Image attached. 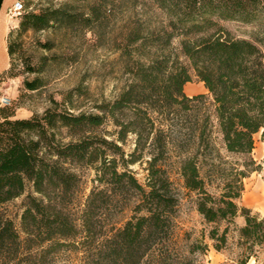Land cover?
Instances as JSON below:
<instances>
[{"label":"trees","instance_id":"16d2710c","mask_svg":"<svg viewBox=\"0 0 264 264\" xmlns=\"http://www.w3.org/2000/svg\"><path fill=\"white\" fill-rule=\"evenodd\" d=\"M114 1L64 0L36 11L23 5L7 35L10 65L0 82L11 71L20 34L61 28L88 30L94 47L106 44L118 52L128 79L115 98L94 100L87 112L72 100L80 90L60 102L51 98L41 114L25 119L0 107V206L31 189L20 215L23 238L0 213V264H36L62 249L82 253L80 264H193L196 254L226 250L231 231L236 264L257 260L264 214L238 200L243 179L264 165V51L257 41L232 37L219 21L251 24L264 16V0H152L166 18H128L113 36L121 21L112 18ZM190 71L207 94L185 95ZM26 72L44 70L27 66ZM23 86L37 91L43 82L33 78ZM213 121L224 154L215 147ZM256 134L261 163L251 156ZM136 164L144 165L143 183L130 169ZM172 165L209 226V244L200 234L186 246L189 235L175 232L179 197L169 176ZM82 168L94 172L93 185L75 216L70 209ZM125 210L129 217L103 224ZM238 217L243 222L232 230Z\"/></svg>","mask_w":264,"mask_h":264},{"label":"rangeland","instance_id":"374dc122","mask_svg":"<svg viewBox=\"0 0 264 264\" xmlns=\"http://www.w3.org/2000/svg\"><path fill=\"white\" fill-rule=\"evenodd\" d=\"M25 11H36L47 5L57 6L64 0H21ZM114 17L121 21L112 29L113 36L119 32L117 27L128 18H166L153 3L152 0H115ZM23 14V13H22ZM21 14V15H22ZM20 16L11 20V29L17 27ZM154 21V19H152ZM219 24L227 30L230 35L237 39L257 41V45L264 51V16L251 24H243L237 21H219ZM16 53L12 56V68L9 74L3 77L0 82V98L7 99V108L14 111L16 118H28L33 114H41L50 106V99L60 102L62 96L74 90L72 100L79 107V111L87 112L91 107L92 101L112 100L125 86L128 76L122 73L121 62L118 52L104 44L101 47H94V36L88 30L83 29H56L43 32H32L20 34L17 37ZM259 40V41H258ZM107 39H105V42ZM48 42L52 44V49L47 51L41 44ZM27 66L40 69L43 66L44 72L41 74L26 72ZM191 81L186 84L187 88L192 87L203 94H207L202 84H199L190 71ZM39 78L43 82V87L37 91H27L23 82ZM186 88V87H185ZM205 109L213 118V106L209 95H205ZM5 107V106H4ZM212 138L217 150L224 154L221 144L220 134L215 127ZM110 128V127H109ZM260 135H254V149L251 153L252 158L261 163L263 158V145L259 141ZM132 137H128V146L131 148ZM234 161L235 157L229 159ZM144 165H133L130 169L135 178L143 183L145 179ZM170 180L179 197V205L175 218V232L179 238L189 235V239L182 244L186 246L200 237L205 236L204 242L209 244L206 239L209 226L204 224L202 218L196 213L193 200L194 195L187 193L182 187V180L176 174L175 166L168 167ZM80 176V188L74 199L70 211L75 216L82 209L85 198L92 187L91 180L94 172L90 168H82L78 171ZM215 184V183H214ZM213 184V186H214ZM243 192L238 204L249 208L253 213L264 214V165L259 172L251 173L243 179ZM214 192L213 187L208 188ZM31 189L27 187L24 194L20 197L0 206V213L4 218L12 221L16 232L20 238L24 235L20 227V215L24 209L26 195ZM130 216V211L125 210L123 214L113 216L103 224L107 225L115 219L124 220ZM242 218L233 220L231 229L242 224ZM104 225V226H105ZM236 236L233 231L229 234L226 250L220 253L223 261L220 264H236L239 250L235 246ZM185 246V245H184ZM184 250L187 248H183ZM210 251L205 254H196L192 258L193 264H218L216 259H210ZM82 253L74 252L69 249H62L57 255L50 253L38 259L36 264H80ZM212 262V263H211ZM247 264H264V247L258 252L257 260L251 258Z\"/></svg>","mask_w":264,"mask_h":264},{"label":"crops","instance_id":"0c3cea01","mask_svg":"<svg viewBox=\"0 0 264 264\" xmlns=\"http://www.w3.org/2000/svg\"><path fill=\"white\" fill-rule=\"evenodd\" d=\"M16 1L17 0H0V77L9 68V65H10V60H9V56L7 53V47H6V40H7V35L11 29L12 23H11V20L8 19L7 11L9 8H11V6ZM198 83L202 84L199 81ZM186 84L183 87V91L186 96L191 97L197 94H203L202 92L199 91V88L197 90H195L192 87L187 88ZM209 254H210L209 256L210 259L211 260L216 259L218 261V264H220L223 261V257L220 253L215 252L214 250L211 249Z\"/></svg>","mask_w":264,"mask_h":264},{"label":"built area","instance_id":"2783aa9c","mask_svg":"<svg viewBox=\"0 0 264 264\" xmlns=\"http://www.w3.org/2000/svg\"><path fill=\"white\" fill-rule=\"evenodd\" d=\"M23 11V4L21 1L17 0L7 11L8 19L12 20L13 18L19 16ZM9 102L7 99L0 98V107L8 105Z\"/></svg>","mask_w":264,"mask_h":264}]
</instances>
